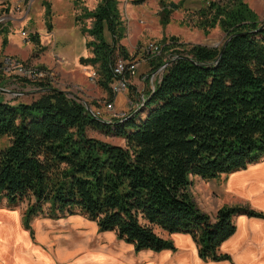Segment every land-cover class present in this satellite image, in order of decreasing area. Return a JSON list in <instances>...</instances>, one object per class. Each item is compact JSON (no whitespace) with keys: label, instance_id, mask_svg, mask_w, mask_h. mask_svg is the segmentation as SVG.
<instances>
[{"label":"trees","instance_id":"16d2710c","mask_svg":"<svg viewBox=\"0 0 264 264\" xmlns=\"http://www.w3.org/2000/svg\"><path fill=\"white\" fill-rule=\"evenodd\" d=\"M117 3L99 0L75 16L80 31L92 37L86 42L92 56L79 61L95 68L97 85L111 98L117 60L131 61L118 44L125 27ZM194 15L205 31L218 26L224 41L209 47L171 37L159 54H147L151 72L164 67L141 100L143 117L136 119L133 109L103 120L48 80L36 81L37 96L29 102L17 95L0 99V135L10 139L0 150V195L10 205L27 201L26 227L39 215L81 214L135 251L173 249L160 231L180 232L191 235L200 258L229 259L218 248L235 231L233 217L263 214L223 205L212 220L190 188L194 176L209 180L264 160V20L245 0H206ZM32 39L38 42L37 35ZM91 129L124 143L92 137Z\"/></svg>","mask_w":264,"mask_h":264},{"label":"crops","instance_id":"0c3cea01","mask_svg":"<svg viewBox=\"0 0 264 264\" xmlns=\"http://www.w3.org/2000/svg\"><path fill=\"white\" fill-rule=\"evenodd\" d=\"M73 42L72 37L71 46ZM64 45L61 48L57 44L54 46L57 52L55 57L61 60H55L51 55L47 56L44 63L38 64L42 68L58 70L60 75V70L65 69L63 75L71 77L72 80L68 82L71 86L82 85V76L92 70V66L80 63L81 57H87L84 53L74 54V51L66 50ZM18 79L0 77V87L17 91L15 80ZM54 86L57 88V85ZM147 88L144 84L139 91V98L144 96ZM12 97L10 93H0L2 100ZM84 101L81 102L85 104ZM129 102L132 106L135 103L132 104L133 100ZM195 177L198 176L192 178ZM208 182L206 184L202 180L201 184L203 203L198 204L193 199L197 207L212 220L217 209L223 205H247L263 214L261 217L246 214L233 217L235 231L218 248V252L228 255L229 259L200 258L191 235L180 232L169 234L160 231L162 237L171 240L173 249L135 251L132 244L119 239L115 232L100 231L95 221L81 214L60 218L35 217L26 227L24 213H21L18 203L13 205L16 208L0 205V264H264V160L228 174H220ZM0 197L10 205L4 197Z\"/></svg>","mask_w":264,"mask_h":264},{"label":"rangeland","instance_id":"374dc122","mask_svg":"<svg viewBox=\"0 0 264 264\" xmlns=\"http://www.w3.org/2000/svg\"><path fill=\"white\" fill-rule=\"evenodd\" d=\"M43 1L0 0V61L10 56L18 59L24 66L42 67L38 63H44L47 56L52 55L55 60H61V58L55 57L57 52L54 46L57 44L61 48L64 43L66 50L70 49L71 52L74 51V54L82 55L84 53L87 57L92 56L90 48L86 45V42L92 37L86 34L83 35L80 32L82 23H77L75 16H81L82 8L84 7L89 10L94 9L99 0H78L77 2L75 0H47L51 4V13L49 14L46 13V4ZM117 1L120 17L125 27L124 37L118 41V44L127 50L131 61L137 62L135 74L130 77L129 86L125 91L114 94L111 98L107 91L97 85V73H95L94 78H90L91 73L96 72L94 67H92V70H88L85 76H82L83 84L77 86H71L68 83L72 79L66 74L63 75V70L65 69L60 70L61 75L58 74V70L56 72L48 69L52 73V85H57V88L63 91H69L70 96H75L80 102L85 99V104L81 103L86 105L87 109L99 111L101 113L100 117L106 121L116 119L119 117L117 115L119 113L125 116L133 109L135 110L136 105L133 104L132 106L129 101L138 102L139 91L144 84H146V87L150 86L152 88L154 86V84L142 78L151 72L149 58H147L145 51L148 43L155 42L162 48L163 41L176 37L180 43L217 47L223 43L225 38V33L218 26L205 31L195 25L196 17L194 13L206 3V0H183V5L180 8H175L174 6L179 4L181 0ZM245 1L256 12L259 20L263 21L264 0ZM169 3L173 4V9H169ZM164 9L166 10L164 11ZM164 19H168V21L163 23ZM83 22L87 27L91 26L90 19L83 18ZM53 33L56 35L55 38H53ZM33 35L38 36V42L33 41ZM72 37L74 42L71 46ZM104 37L108 42L111 41V36L106 30L104 31ZM117 58H120V56ZM30 62H36L38 65ZM57 68L60 69L59 65ZM73 70L70 69V71ZM137 72H139V75H137ZM12 78L14 77H7V79ZM15 82L17 83L15 89L25 92L17 100L29 102L37 96L35 91L38 89V82L20 80V78L15 80ZM111 99H113L111 102L113 109L112 111H107L106 105ZM137 107L142 106L137 105ZM146 112L147 109L139 108L137 111L139 114L136 119L145 116ZM88 134L109 143L120 145L124 143L119 137L105 135L97 130L91 129ZM9 143L10 139L7 135H0V150L8 146ZM202 180L198 177L192 178L191 190L198 204L203 203ZM204 181L206 184L210 183L208 180ZM26 203L27 201H22L17 205L21 209V213H24ZM0 205H6L7 208L14 207L6 204L1 197ZM42 216L39 215L38 217Z\"/></svg>","mask_w":264,"mask_h":264},{"label":"built area","instance_id":"2783aa9c","mask_svg":"<svg viewBox=\"0 0 264 264\" xmlns=\"http://www.w3.org/2000/svg\"><path fill=\"white\" fill-rule=\"evenodd\" d=\"M145 51L147 54L157 55L160 53L161 47L155 42L148 43L147 46L145 47ZM136 66H137L136 61H127V60H122L121 58L117 60L114 66V73L116 76L110 85L111 92L113 94L121 93L128 88L129 86L128 81L130 77L135 74ZM162 70L163 69L160 67L157 70L150 72L148 75L142 78L146 79L149 83L154 84L155 81L159 80ZM126 72L129 73V77L125 76ZM95 75H96L95 72H92L90 75V78H94ZM3 76L14 77V78H24L30 81L48 80L51 85L53 82L51 79L52 73L47 68H42L38 66H24L19 62L18 59L14 57L12 58L10 56L5 57L3 60L0 61V77H3ZM153 88L154 86L151 89ZM11 95L14 96V94H11ZM139 100L140 101L143 100V96H141ZM140 101L134 104L137 106ZM111 102L112 100L107 102L108 103L106 105L107 111H112L113 109V105ZM142 104H139V105H142ZM89 111L96 117L101 116V113L99 111L90 110V109ZM118 116L123 117L124 115H121V113H119Z\"/></svg>","mask_w":264,"mask_h":264},{"label":"water","instance_id":"95a60500","mask_svg":"<svg viewBox=\"0 0 264 264\" xmlns=\"http://www.w3.org/2000/svg\"><path fill=\"white\" fill-rule=\"evenodd\" d=\"M226 42V41H225ZM224 42V43H225ZM220 57V54H219V56H218V58ZM217 58V59H218ZM163 67H164V65H162L161 66V68L163 69ZM1 92H3V93H10V94H14V95H22V94H24V92H22V91H14V90H11V89H6V88H3V87H0V93ZM140 108V107H139ZM139 108H137V109H135V111L131 114V115H134L137 111H138V109ZM89 110V109H88Z\"/></svg>","mask_w":264,"mask_h":264}]
</instances>
